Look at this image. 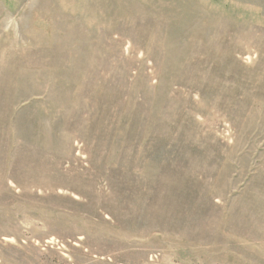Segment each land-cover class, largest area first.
Returning a JSON list of instances; mask_svg holds the SVG:
<instances>
[{
	"label": "rangeland",
	"instance_id": "obj_1",
	"mask_svg": "<svg viewBox=\"0 0 264 264\" xmlns=\"http://www.w3.org/2000/svg\"><path fill=\"white\" fill-rule=\"evenodd\" d=\"M0 264H264V0H0Z\"/></svg>",
	"mask_w": 264,
	"mask_h": 264
}]
</instances>
